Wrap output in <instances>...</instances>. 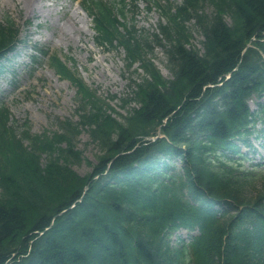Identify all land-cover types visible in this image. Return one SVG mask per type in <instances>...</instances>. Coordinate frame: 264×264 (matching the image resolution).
<instances>
[{"label": "trees", "instance_id": "obj_1", "mask_svg": "<svg viewBox=\"0 0 264 264\" xmlns=\"http://www.w3.org/2000/svg\"><path fill=\"white\" fill-rule=\"evenodd\" d=\"M128 3L85 2L97 44L123 47L126 66L146 73L123 99L135 104L127 115L57 56L56 71L77 87L79 120L36 134L0 103V264H264V184L228 157L241 154L238 141L252 148V136L264 137V0H149L167 21L152 34L129 26ZM17 42L7 15L0 58ZM154 47L171 78L152 62ZM83 129L101 155L81 176ZM181 227L199 233L174 244Z\"/></svg>", "mask_w": 264, "mask_h": 264}, {"label": "rangeland", "instance_id": "obj_2", "mask_svg": "<svg viewBox=\"0 0 264 264\" xmlns=\"http://www.w3.org/2000/svg\"><path fill=\"white\" fill-rule=\"evenodd\" d=\"M80 1V0H79ZM76 0H0V21L5 15L11 14L21 28L20 39L25 40L30 47L19 46L18 50L10 55L13 59L9 64L18 69V77L13 81L11 75L0 77V100L4 102L12 115L13 120L24 123L29 120L33 133L52 134L59 131L58 120H79L76 109L78 95L76 86L68 79L61 77L49 59L44 58L36 67H30V55L34 46L49 50L57 56L77 76L91 88L97 90L98 95L109 103L117 112L127 115L135 104L123 105V99L128 96L133 81H142L146 76L140 63L127 68L125 50H104L96 44V32L91 16ZM168 5L180 4L183 0H155ZM137 8V9H136ZM208 13L213 11L211 5H205ZM131 25L139 33L157 32L166 19L160 11L148 10L145 2L139 1L135 9L129 6ZM229 23L230 20H228ZM192 44L202 48L204 38L196 30L194 22L190 23ZM130 27V29H131ZM155 64L163 78H171L168 61L164 49L154 47L151 53ZM256 100L250 106L256 109ZM77 147L82 151L83 161L73 165V169L81 176L90 173L93 166L87 163L97 162L101 155L99 147L94 144L87 130L83 129L77 139ZM264 143V142H263ZM258 159L264 157V147L260 142ZM46 157L43 158L45 162ZM245 170L258 173L257 180L264 184V170L251 169L250 163H245ZM250 166V167H247ZM263 178V179H262ZM258 187V186H257Z\"/></svg>", "mask_w": 264, "mask_h": 264}]
</instances>
